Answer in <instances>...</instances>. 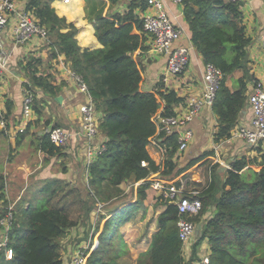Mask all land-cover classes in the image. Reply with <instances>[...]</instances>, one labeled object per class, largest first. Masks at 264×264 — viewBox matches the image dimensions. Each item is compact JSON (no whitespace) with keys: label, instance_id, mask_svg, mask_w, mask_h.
<instances>
[{"label":"trees","instance_id":"trees-1","mask_svg":"<svg viewBox=\"0 0 264 264\" xmlns=\"http://www.w3.org/2000/svg\"><path fill=\"white\" fill-rule=\"evenodd\" d=\"M85 1L86 17L95 26L100 48L82 49L77 44L78 28L56 14L52 6L54 0H27L25 9L48 29L51 57L65 55L73 72L87 86L99 114L105 150L88 166V186L50 179L41 190L40 205L31 204L16 212L10 235L14 255L6 264H63L62 239L69 230L88 220L98 202L113 198L123 182L140 181L160 170L147 150L158 131L155 117L162 107L163 114H174V107L182 101L177 92L162 81L154 91L141 90L143 66L134 53L147 49L148 35L139 11L148 7V0H131L125 12L108 16L104 15L107 1L112 5L120 0ZM183 4L194 46L205 64H212L223 73L212 106L218 122L214 140L221 142L232 137L248 104V82L252 78L247 63L251 39L246 36L242 2L183 0ZM238 70H243L244 75L235 80L236 87L232 90L227 81ZM27 86L34 94L33 108L41 115L43 99H38L34 89L55 98L65 82L58 84L50 74L33 72ZM164 135L160 136L170 147L169 156H173L178 149V135ZM38 142L47 157L64 155L65 146L52 142L48 134ZM205 155L192 159L186 168ZM261 159H237L234 169L227 170L225 181L213 173L211 181L198 194L186 193L202 201L199 214L190 217L202 226V236L194 244L192 260L184 256L178 206L168 201L163 202L167 207L157 219L159 230L152 236L149 248L139 254L137 264H193L198 257L196 251L205 239L210 244V264H264V152ZM253 163L261 168L243 170ZM175 167L171 157L168 158L163 175H171ZM3 185L0 174V191ZM211 208L214 215L207 218ZM7 209L2 205L0 216ZM137 209L136 203L120 209L109 222L110 226L116 229ZM105 240L106 235L102 237L101 249L91 253L88 264H117L116 257L106 258L103 254Z\"/></svg>","mask_w":264,"mask_h":264},{"label":"crops","instance_id":"crops-1","mask_svg":"<svg viewBox=\"0 0 264 264\" xmlns=\"http://www.w3.org/2000/svg\"><path fill=\"white\" fill-rule=\"evenodd\" d=\"M130 1L120 0L112 5L107 1L104 15L125 12ZM164 1L170 18L176 25L184 29V34L175 41L174 45L191 48L189 67L185 72L172 77L165 84L167 88L174 89L182 98L180 104L174 107L175 113H181L190 96L199 95L204 91L206 64L192 42L189 25L184 18L183 2ZM239 1L242 2L241 10L246 36L251 39L247 48L248 72L252 76L248 82L249 92L254 80L262 81L264 84V50L261 46V35L264 31V0ZM26 2L27 0H19V9H25ZM58 2L67 8L83 7L88 23L78 28V34L91 31L95 35V26L86 17L85 0H69L68 2L58 0ZM148 7L139 11L141 19L147 11H151ZM79 19L77 17L71 23L76 26ZM14 24L15 18L13 17L3 35V49L8 57V63L3 72L0 99L5 109L7 125L5 128L0 125V174L3 175L4 183V189L0 191V207L2 205L12 206L18 214L22 208H28L31 204L37 205L41 201V190L50 179H62L74 185L88 186V166L97 159L98 149L104 141V136L99 135L93 143L88 139L81 109L91 96L82 89L77 79L72 75L73 70L65 55L52 58L50 40L39 36L18 42L13 34ZM101 46L96 37L95 43H90L82 49H95ZM145 46L147 49L143 52H135L134 57L143 66L141 90L151 92L161 81L167 57L153 51L149 36H146ZM33 72H36L37 75L50 74L56 83L59 84L63 81L65 86L57 95L63 96L60 102L56 100L57 96L51 97L35 88L34 91L38 99H43L41 104L43 113L40 115L33 108L31 116L26 118L23 114L24 99L28 89L29 76ZM243 75V70L236 71L229 77L228 86L234 90L235 80ZM243 111L235 129L251 124L252 110L249 103L246 104ZM217 124V116L213 107L202 108L199 115L188 124L192 128L194 136L187 148L180 150L178 142V149L173 156H169L170 147L164 144V138L157 131L147 146V150L151 158L160 166V170L140 181L130 179L123 182L119 188L123 192V198H128L126 202H98L88 220L80 222L69 230L62 239L64 245L63 264H71L75 251L87 244H94L93 251H99L104 235H106V240L103 254L106 258L116 257L117 264H137L139 254L149 248L152 236L159 230L158 216L167 207L163 202H171L169 198L165 197L163 190L153 187L156 182L165 185L183 183L185 191L188 193H199L211 181L213 173L225 181L227 170L234 169L233 164L237 159L262 160L261 154L264 150L244 139L231 137L216 142L214 134ZM55 126L64 128L70 136L65 145L63 156L47 157L40 150L38 141L46 134L47 130ZM3 131L4 133H1ZM207 152L210 153L205 155ZM203 155L205 156L201 161L186 168L192 159ZM170 157L176 167L171 175H163L166 162ZM248 167L255 170L261 168L260 165L253 163L243 170ZM179 170L180 172L177 173ZM145 184L147 187L143 188ZM140 194L144 195V198H141ZM134 203L138 207L137 211L119 223L116 229L112 228L109 222L113 216L120 209ZM213 215L214 209L211 208L206 216L208 218ZM197 231L191 244L184 251V256L188 260H192L194 257V244L201 237ZM209 249L210 244L205 239L196 251L198 257L193 260V264L201 256L209 254ZM0 256L6 261L4 254H0Z\"/></svg>","mask_w":264,"mask_h":264},{"label":"built area","instance_id":"built-area-1","mask_svg":"<svg viewBox=\"0 0 264 264\" xmlns=\"http://www.w3.org/2000/svg\"><path fill=\"white\" fill-rule=\"evenodd\" d=\"M19 0H0V90L3 81V72L7 67L8 57L3 49V35L10 20L14 17L15 24L13 34L18 42H24L32 37L39 36L49 39L48 29L41 25L26 9H19ZM69 0H65L68 2ZM183 2V0H175ZM239 1V0H234ZM149 9L143 17L144 31L151 39L153 51L164 54L167 57V63L164 68L161 81L166 84L172 77L178 76L186 71L191 60V48L189 46H175L174 43L182 37L184 29L176 25L170 18L166 10L164 0H148ZM261 46L264 50V31L261 35ZM82 89L87 90L80 76L72 72ZM223 73L212 64L205 66V89L199 95L190 96L187 99L181 113L171 115L163 114L159 111L155 117V122L160 134L165 136L178 134L179 149L185 150L194 136L192 128L189 127L196 116L199 115L202 108L212 107L220 86ZM252 88L248 92V103L252 110V120L250 125L237 127L232 133V137L244 139L248 143L262 148L264 150V84L262 81L254 80ZM34 94L27 89L24 99L23 114L29 118L33 112ZM82 118L84 128L90 142H94L100 135L99 114L95 104L90 97L89 101L82 107ZM0 125L5 128L7 125L5 109L0 99ZM52 142L66 145L69 139L67 130L60 126H55L46 131ZM105 150L104 141L98 149V156ZM91 164V163H90ZM153 187L157 190H163L165 197L171 202L177 204L179 209V236L183 243V251L191 244L193 236L198 225L190 219L196 216L202 209V201L199 198H190L186 195L184 184L169 183L165 185L156 182ZM190 193V192H189ZM190 194H198L192 192ZM16 211L14 207H8L7 212L0 216V254H4L6 260L13 258L14 252L10 246V235L15 223ZM94 244H87L79 247L72 256L71 264H88L89 257L94 250ZM12 251L13 255L8 258L7 253ZM209 254L201 256L195 264H210Z\"/></svg>","mask_w":264,"mask_h":264},{"label":"clouds","instance_id":"clouds-1","mask_svg":"<svg viewBox=\"0 0 264 264\" xmlns=\"http://www.w3.org/2000/svg\"><path fill=\"white\" fill-rule=\"evenodd\" d=\"M53 7L56 9V14L58 16L66 17L67 23H71L72 21L76 20L77 17H79L80 19L76 23L77 28L88 23L87 19L85 18L83 7L67 8L63 4L59 3L58 0H54ZM75 39L77 44L82 48L86 45H89L90 43L96 42V36L91 31L79 33ZM12 255V251L9 250L7 253L8 258H11Z\"/></svg>","mask_w":264,"mask_h":264},{"label":"rangeland","instance_id":"rangeland-1","mask_svg":"<svg viewBox=\"0 0 264 264\" xmlns=\"http://www.w3.org/2000/svg\"><path fill=\"white\" fill-rule=\"evenodd\" d=\"M100 135H101V133H100ZM112 193L114 195V191H112ZM127 199L128 198L124 199L123 198V192L119 191V192H116V194H115V196L113 198L105 200V201H100V202H126ZM40 204H41V202L37 203V205H40ZM63 248H64V245H63ZM63 248H62V251H63ZM0 264H6V261L4 260V258L2 256H0Z\"/></svg>","mask_w":264,"mask_h":264},{"label":"water","instance_id":"water-1","mask_svg":"<svg viewBox=\"0 0 264 264\" xmlns=\"http://www.w3.org/2000/svg\"><path fill=\"white\" fill-rule=\"evenodd\" d=\"M62 99H63V96H57V97H56V100L59 101V102H60ZM242 113H244V111H243ZM197 230H198V231H197L198 234H200V236H202V229H201V226H199Z\"/></svg>","mask_w":264,"mask_h":264}]
</instances>
